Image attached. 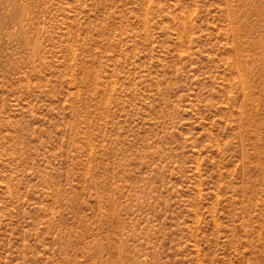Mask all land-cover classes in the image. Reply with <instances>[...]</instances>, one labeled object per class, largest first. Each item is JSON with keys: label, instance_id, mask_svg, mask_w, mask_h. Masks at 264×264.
<instances>
[{"label": "rangeland", "instance_id": "obj_1", "mask_svg": "<svg viewBox=\"0 0 264 264\" xmlns=\"http://www.w3.org/2000/svg\"><path fill=\"white\" fill-rule=\"evenodd\" d=\"M0 264H264V0H0Z\"/></svg>", "mask_w": 264, "mask_h": 264}]
</instances>
